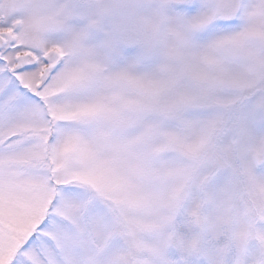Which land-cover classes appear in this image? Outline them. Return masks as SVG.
<instances>
[{
  "label": "snow or ice",
  "instance_id": "6c2138e0",
  "mask_svg": "<svg viewBox=\"0 0 264 264\" xmlns=\"http://www.w3.org/2000/svg\"><path fill=\"white\" fill-rule=\"evenodd\" d=\"M0 264H264V0H0Z\"/></svg>",
  "mask_w": 264,
  "mask_h": 264
}]
</instances>
